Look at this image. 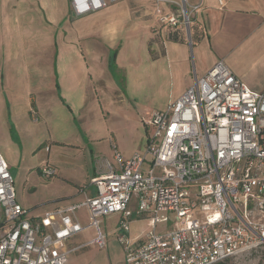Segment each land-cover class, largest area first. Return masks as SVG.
<instances>
[{"label":"crops","instance_id":"crops-1","mask_svg":"<svg viewBox=\"0 0 264 264\" xmlns=\"http://www.w3.org/2000/svg\"><path fill=\"white\" fill-rule=\"evenodd\" d=\"M186 1L200 4L188 30L161 23L177 8L156 0H119L81 16L69 0H0V152L13 179L47 162L56 171L49 180L66 183L46 212L90 196V180L106 162L114 165V150L124 158L143 152L141 116L174 101L219 60L264 93V0ZM41 147L47 158L34 159ZM60 153L78 154L84 164L65 172L50 163ZM15 195L30 212L23 190ZM128 208L134 213V200ZM138 221L145 230L136 232ZM117 226L105 247L78 248L65 264H124L123 245L111 238ZM87 228L67 247L91 240L82 237ZM147 229L145 218L130 217L131 237L141 242Z\"/></svg>","mask_w":264,"mask_h":264},{"label":"built area","instance_id":"built-area-1","mask_svg":"<svg viewBox=\"0 0 264 264\" xmlns=\"http://www.w3.org/2000/svg\"><path fill=\"white\" fill-rule=\"evenodd\" d=\"M117 1L69 3L81 16ZM156 1L177 8L161 23L186 30L200 8L186 0ZM141 122L148 128L143 152L124 158L114 150V165L106 162L105 173L90 180V196L39 217L28 218L29 210L17 201L0 152V264H65L78 248H103L99 219L112 214H121L117 238L124 264H218L264 253V93L249 89L219 60ZM39 171L48 179L56 174L47 162ZM79 206L96 232L68 248L83 230L74 214ZM132 215L147 220L141 242L129 235Z\"/></svg>","mask_w":264,"mask_h":264},{"label":"rangeland","instance_id":"rangeland-1","mask_svg":"<svg viewBox=\"0 0 264 264\" xmlns=\"http://www.w3.org/2000/svg\"><path fill=\"white\" fill-rule=\"evenodd\" d=\"M123 76V75H122ZM118 78V77H116ZM146 104H149L148 101H144ZM94 107H87L88 111L93 109ZM76 124L79 126V121L76 119ZM90 140V139H88ZM71 142H76V139H71ZM53 151V150H52ZM38 156H35L34 159H45L48 156V153L44 150V147L38 151ZM53 162L55 166L59 167L65 172H72L73 168H71V164H76L77 162L81 165L84 164V157L75 154L72 156L71 160L65 158L64 156L58 154L53 157ZM63 161H65L69 166H62ZM44 164V163H42ZM41 164V165H42ZM17 168V167H16ZM18 172H24V169L21 171V168H17ZM76 170V169H75ZM79 172V169L76 170ZM23 176L14 179V188L16 190L17 195L20 193L22 189L25 197L28 200V205L30 212L27 217H39L46 213V206H52L55 203H58L57 200H60L58 196L67 190V185L64 182H54L50 181L51 178H45L38 170L34 167L33 169H29L24 172ZM78 216L80 217V223L84 227L86 225L88 228L85 229L82 233L83 238H89L95 234L96 230L94 227L89 225V218L85 208H80L77 211ZM118 225L117 215L112 214L107 217H102L99 219V229L102 233L107 234L111 230H113ZM146 229V221H138L136 232H140ZM111 238H115L118 241V238L115 235H112ZM89 241V240H87ZM86 242V241H85ZM119 242V241H118ZM124 253V252H123ZM264 257V253L262 252H252L246 253L235 258L227 260L226 264H262L261 259Z\"/></svg>","mask_w":264,"mask_h":264},{"label":"trees","instance_id":"trees-1","mask_svg":"<svg viewBox=\"0 0 264 264\" xmlns=\"http://www.w3.org/2000/svg\"><path fill=\"white\" fill-rule=\"evenodd\" d=\"M193 29H194L193 26H191V27H190V33H191L190 35H192V33H193ZM218 264H226V263L221 262V263H218Z\"/></svg>","mask_w":264,"mask_h":264}]
</instances>
